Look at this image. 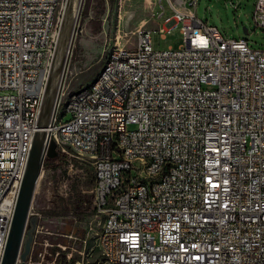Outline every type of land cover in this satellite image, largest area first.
Instances as JSON below:
<instances>
[{"label": "built area", "instance_id": "1", "mask_svg": "<svg viewBox=\"0 0 264 264\" xmlns=\"http://www.w3.org/2000/svg\"><path fill=\"white\" fill-rule=\"evenodd\" d=\"M196 1L184 10L168 0L158 31L181 23L178 48L155 49L154 29H139L134 46L109 51L99 85L75 99L66 69L47 131L61 150L82 145L75 155L93 166L107 264H264V48L206 24ZM61 4L0 0V263ZM253 20L264 28V0ZM43 263L31 250L26 264Z\"/></svg>", "mask_w": 264, "mask_h": 264}, {"label": "rangeland", "instance_id": "2", "mask_svg": "<svg viewBox=\"0 0 264 264\" xmlns=\"http://www.w3.org/2000/svg\"><path fill=\"white\" fill-rule=\"evenodd\" d=\"M68 1L62 0L58 10L57 37L64 23ZM172 1L179 2L181 9H188L187 0ZM255 1L197 0L194 11L198 18L216 26L225 37H245L254 48H264V28L255 26L253 20ZM78 2L73 0L74 6ZM162 6L165 13L159 15ZM169 13L168 0H83L65 86L74 90L93 80L111 49L135 45L139 29H154L150 39L155 49L178 48L184 43L181 23L165 37H161L158 31L164 15ZM70 117L67 112L63 120ZM57 150L65 153L69 160L42 168L30 211L38 216L36 234L52 243L64 241L69 245L71 258L80 259L79 264H107L101 259L98 244L103 216L93 206L90 186L93 166L69 148L61 150L57 147Z\"/></svg>", "mask_w": 264, "mask_h": 264}, {"label": "water", "instance_id": "3", "mask_svg": "<svg viewBox=\"0 0 264 264\" xmlns=\"http://www.w3.org/2000/svg\"><path fill=\"white\" fill-rule=\"evenodd\" d=\"M82 1L79 0L77 6H74L73 0H69L67 4L0 264H26L32 249L38 224V216L30 212L32 200L44 159L58 154L57 144L50 139L47 127L55 112L68 67L78 30ZM244 32H248L247 28H244Z\"/></svg>", "mask_w": 264, "mask_h": 264}, {"label": "flooded vegetation", "instance_id": "4", "mask_svg": "<svg viewBox=\"0 0 264 264\" xmlns=\"http://www.w3.org/2000/svg\"><path fill=\"white\" fill-rule=\"evenodd\" d=\"M69 245L64 241L49 242L47 238L38 237L35 232L32 243V258L38 259L40 252L44 253L43 264H79L80 259L71 258ZM81 253V251H78ZM80 258V255L78 256Z\"/></svg>", "mask_w": 264, "mask_h": 264}, {"label": "bare ground", "instance_id": "5", "mask_svg": "<svg viewBox=\"0 0 264 264\" xmlns=\"http://www.w3.org/2000/svg\"><path fill=\"white\" fill-rule=\"evenodd\" d=\"M178 1V0H177ZM105 59H112V52H109ZM99 85V77L96 76L89 83L77 88L76 91H68V99H75L76 95H83L85 93H91L92 89ZM53 137H60V129H53ZM74 152H82V145H72ZM261 213L264 214V200L260 202Z\"/></svg>", "mask_w": 264, "mask_h": 264}, {"label": "trees", "instance_id": "6", "mask_svg": "<svg viewBox=\"0 0 264 264\" xmlns=\"http://www.w3.org/2000/svg\"><path fill=\"white\" fill-rule=\"evenodd\" d=\"M68 160H69V157L65 153L60 151L55 157H46L43 162V168L44 169L51 168L54 165L66 163ZM77 163H80V161H78ZM93 185H94V171H93V178L91 180L90 186L93 187Z\"/></svg>", "mask_w": 264, "mask_h": 264}]
</instances>
